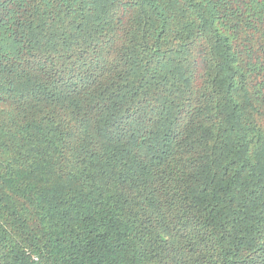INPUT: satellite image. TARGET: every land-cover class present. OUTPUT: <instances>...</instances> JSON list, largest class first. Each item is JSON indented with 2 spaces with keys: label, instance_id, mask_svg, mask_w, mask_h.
I'll use <instances>...</instances> for the list:
<instances>
[{
  "label": "trees",
  "instance_id": "16d2710c",
  "mask_svg": "<svg viewBox=\"0 0 264 264\" xmlns=\"http://www.w3.org/2000/svg\"><path fill=\"white\" fill-rule=\"evenodd\" d=\"M0 264H264V0H0Z\"/></svg>",
  "mask_w": 264,
  "mask_h": 264
}]
</instances>
